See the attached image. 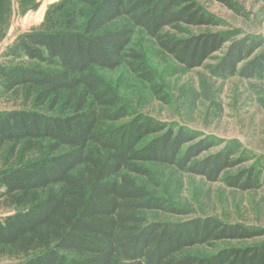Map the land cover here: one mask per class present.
<instances>
[{
    "label": "trees",
    "instance_id": "trees-1",
    "mask_svg": "<svg viewBox=\"0 0 264 264\" xmlns=\"http://www.w3.org/2000/svg\"><path fill=\"white\" fill-rule=\"evenodd\" d=\"M7 18L0 0V36ZM220 23L196 0H66L47 12L45 30L16 37L4 56L21 52L45 66L0 63V93L22 87L32 105L0 111V198L15 209L0 218V256L13 264H264V241L223 244L262 236L264 226L156 218L189 211L157 193L149 167L248 191L264 185V157L240 166L245 156L232 145L213 151L214 135L132 111L104 75L124 68L169 103L151 64L156 48L185 69L220 52L205 65L211 76L263 79L261 34H176Z\"/></svg>",
    "mask_w": 264,
    "mask_h": 264
},
{
    "label": "rangeland",
    "instance_id": "rangeland-1",
    "mask_svg": "<svg viewBox=\"0 0 264 264\" xmlns=\"http://www.w3.org/2000/svg\"><path fill=\"white\" fill-rule=\"evenodd\" d=\"M64 1L8 0V18L0 36V63L45 66L28 59L21 52L10 56L4 54L19 34L45 30L47 12L52 6ZM196 1L216 15L221 23L217 26L185 25L176 34L229 32L237 29L240 30L239 36L261 34L264 38V4L261 0H232L237 10L215 0ZM170 31L176 32L172 28ZM219 55L220 52L214 53L204 64L213 63ZM150 56L157 77L170 96L169 103L154 98L145 85L124 68L104 72L132 111L214 135L218 144L213 151L227 144L232 145L236 156H245L246 161L240 166L256 164V160L264 157V78H216L209 74L205 65L185 69L156 48L151 50ZM23 93L22 87L6 94L0 93V111L31 108L30 100H25ZM3 161V153H0V168L3 167ZM149 167L159 184L157 193L189 211L186 214L157 211L156 218L182 220L196 215H215L225 221L264 226V185L258 189L241 191L229 188L221 181L209 182L199 175L179 172L170 166ZM14 210L4 198H0V218ZM261 241H264V235L240 241H224L223 244L249 245ZM17 260L0 256V264H13Z\"/></svg>",
    "mask_w": 264,
    "mask_h": 264
}]
</instances>
